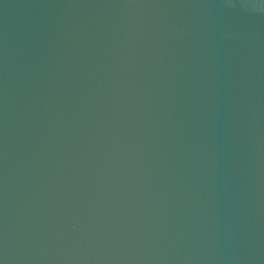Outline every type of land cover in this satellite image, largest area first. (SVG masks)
I'll use <instances>...</instances> for the list:
<instances>
[{
  "label": "water",
  "instance_id": "water-1",
  "mask_svg": "<svg viewBox=\"0 0 264 264\" xmlns=\"http://www.w3.org/2000/svg\"><path fill=\"white\" fill-rule=\"evenodd\" d=\"M0 264H264V0H0Z\"/></svg>",
  "mask_w": 264,
  "mask_h": 264
}]
</instances>
